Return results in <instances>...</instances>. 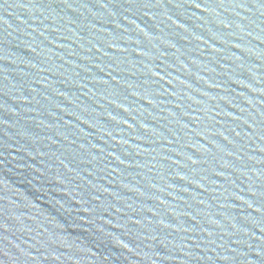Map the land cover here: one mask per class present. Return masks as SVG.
<instances>
[{
  "label": "water",
  "instance_id": "1",
  "mask_svg": "<svg viewBox=\"0 0 264 264\" xmlns=\"http://www.w3.org/2000/svg\"><path fill=\"white\" fill-rule=\"evenodd\" d=\"M262 205L260 0H0V264H264Z\"/></svg>",
  "mask_w": 264,
  "mask_h": 264
},
{
  "label": "snow or ice",
  "instance_id": "2",
  "mask_svg": "<svg viewBox=\"0 0 264 264\" xmlns=\"http://www.w3.org/2000/svg\"><path fill=\"white\" fill-rule=\"evenodd\" d=\"M138 2L144 3L145 7H149L151 5V0H147L146 3H145V0H138ZM185 2L195 4L197 8H199L201 4H204L205 9H207V8H209V4H210L211 0H203L202 3L198 2V0H185ZM260 2H261V6L264 7V0H260ZM104 6L107 7L108 5L105 4ZM177 6L179 7L180 5H177ZM239 6L244 7V2H241L239 4ZM181 27H183V26H181ZM113 119H115V117H113ZM125 123H126V121H125ZM188 159L191 160V157H189ZM193 163H195V162H193ZM262 206H264V205H262ZM137 223H139V221H137ZM125 247H127V245H125Z\"/></svg>",
  "mask_w": 264,
  "mask_h": 264
}]
</instances>
